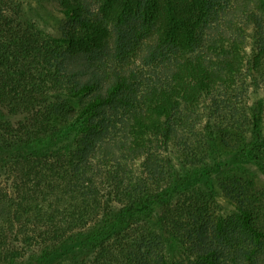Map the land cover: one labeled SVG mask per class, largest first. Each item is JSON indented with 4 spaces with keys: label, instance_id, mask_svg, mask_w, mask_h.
<instances>
[{
    "label": "trees",
    "instance_id": "1",
    "mask_svg": "<svg viewBox=\"0 0 264 264\" xmlns=\"http://www.w3.org/2000/svg\"><path fill=\"white\" fill-rule=\"evenodd\" d=\"M256 1L59 0L55 37L0 0V264H264V188L213 179L232 169L219 158L182 173L159 140L204 93L224 110L243 72L236 14L259 29L246 79L264 85ZM248 108L221 144L264 169V94Z\"/></svg>",
    "mask_w": 264,
    "mask_h": 264
},
{
    "label": "rangeland",
    "instance_id": "2",
    "mask_svg": "<svg viewBox=\"0 0 264 264\" xmlns=\"http://www.w3.org/2000/svg\"><path fill=\"white\" fill-rule=\"evenodd\" d=\"M24 16L32 22L36 28L51 36L60 37L63 34L68 18L59 0H20ZM256 0H249L248 4L256 3ZM235 5V2L232 3ZM231 26V27H230ZM229 27V35L237 38L239 52L243 61V72L238 78L237 84L230 88V97L223 110L222 102L224 96H218L216 92L204 93L198 97L195 103V111H188L182 117L187 125L179 123L177 134L173 140L165 144V136H160L162 153L171 159L172 163L182 170V173L200 166H213L215 162L229 163L232 168L225 173L216 171L211 177L213 179L228 180L234 177L243 182H250L255 189L264 188V169L254 161H235L231 149H224L221 140L226 130L238 118L239 126L245 125L242 122V115L249 111V105L259 96L264 94V85L250 77L246 79V72H251L254 61L258 55V33L259 29L254 21L247 20L240 14H236ZM226 46H232L228 41ZM245 81V82H244ZM243 82V83H242ZM177 123L174 126L177 128ZM228 125V127H227ZM217 148V149H216ZM196 154V158H195ZM139 159L130 161L129 166L141 170ZM194 163V164H193ZM227 167V166H226ZM224 205L223 214H232L234 204L222 200ZM186 249L178 242L168 243L166 254L169 261L182 260L185 257Z\"/></svg>",
    "mask_w": 264,
    "mask_h": 264
}]
</instances>
